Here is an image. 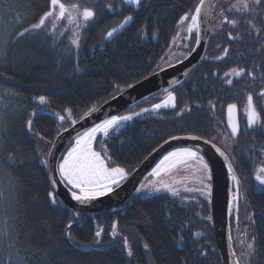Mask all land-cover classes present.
Instances as JSON below:
<instances>
[{
    "label": "trees",
    "instance_id": "1",
    "mask_svg": "<svg viewBox=\"0 0 264 264\" xmlns=\"http://www.w3.org/2000/svg\"><path fill=\"white\" fill-rule=\"evenodd\" d=\"M75 1L82 8H93L98 19L86 29L79 49L71 43L75 31L71 30L72 25L57 24L55 33L49 34L51 20L45 29L16 40L18 30L35 23L48 10L49 0H0V151L3 155L14 152L18 158L17 166L7 170L11 176L0 171V264H221L206 197L181 194L178 198L161 193L136 198L124 216L119 210H110L78 212L76 217L51 187L49 168L40 161L48 160L62 128L72 125L64 109L71 108L72 119L78 121L88 109L97 108L120 93L115 91L117 84L125 90L128 83L141 81L157 71L178 32L180 17L193 12L199 3L147 0L139 11H133L122 0ZM109 5L115 7L116 14H110ZM17 14L22 24L16 20ZM129 15L134 17L131 25L108 41L107 32ZM237 16L241 17L231 15ZM243 32L239 28L233 33L241 35L249 48L255 43V32L252 28L245 29V36ZM209 66L201 63L194 77L175 87L177 107L166 110L171 118L144 120L140 116L129 121L119 136H110L109 155L116 164L131 173L166 139L209 131L211 116L204 108L193 106L192 101L207 95L212 74L207 72ZM41 95L49 103L41 105L36 99ZM144 106L136 107L142 110ZM181 109L183 113L178 114ZM34 110L36 115L30 117ZM56 113L64 115L65 120H58ZM29 118L33 121L32 131L27 128ZM260 139L264 146V133ZM21 159L23 163L19 162ZM240 171L250 177L252 170ZM248 176L242 179L251 195L254 190ZM49 191L54 192L58 204L50 203ZM253 202L250 210L262 211L249 222L247 230L249 243L255 237V253L249 256L247 246L237 248L241 264H264V192L255 196ZM248 212L242 216L244 224L250 218ZM70 222L74 239L65 234ZM113 222L122 236L117 241L111 236ZM98 228L103 229L100 238L94 236ZM195 231L203 234L201 243L193 242ZM125 236L132 257L123 247ZM97 239L100 243H96ZM145 243L148 249L144 248Z\"/></svg>",
    "mask_w": 264,
    "mask_h": 264
},
{
    "label": "snow or ice",
    "instance_id": "2",
    "mask_svg": "<svg viewBox=\"0 0 264 264\" xmlns=\"http://www.w3.org/2000/svg\"><path fill=\"white\" fill-rule=\"evenodd\" d=\"M142 0H126V3L140 5ZM205 0H199V3L196 5L195 9L191 13H185L180 17L179 23L183 26L185 21H190L187 24V32L193 33L196 32L195 43L197 45L200 44V24H201V14L204 10ZM111 5L108 6L111 11ZM209 7H214V5H209ZM257 8H261L264 11V0H236L235 3L231 4L227 8V12L222 7L220 11L221 22L220 27L223 28L224 24L231 26V28H237L241 23L240 19L235 17L229 18L227 13H247L251 15H260L261 13L256 12ZM96 18V12L91 8L84 6L81 8V5L78 2L68 3L66 4L63 0H49V7L47 11H44L39 15L37 21L35 23H31L27 27H23L22 30H18L15 33L16 40L23 38L26 34H34L39 32L40 30L45 29L46 23L51 20V29L49 34H54L57 22L67 21L68 25H74L75 28L79 29L82 25L80 23L81 20L85 22L92 21ZM134 18L129 15L124 17L123 22L119 25V28H123L126 24L131 22ZM16 20L19 23H23L20 19L19 14L16 16ZM247 24L254 30H256L257 35H259L261 29H256V25L253 23V20L248 18L246 19ZM117 28L113 27L110 31L107 32V37H113L114 33L117 32ZM63 35V32L60 33ZM229 40H237L242 39L240 36H234L231 31L227 33ZM79 33L74 32L72 38V44L79 46ZM13 40V43L16 42ZM264 49L258 48L257 52H260ZM229 49L223 48L222 54L214 56V60H222L228 56ZM159 68V65L157 66ZM264 67V65H261ZM164 69H160L163 71ZM156 70H153V74H155ZM190 71V70H189ZM215 74V73H213ZM183 75L187 76L188 72H184ZM225 76H236L242 77L247 75L252 78V80L256 79V74L254 71L247 70L245 68H232L229 72L224 73ZM264 76V73H261ZM149 77H144V79H148ZM228 84H232L233 81L231 79L226 81ZM136 83H128L127 88H134ZM170 83L178 84L180 81L173 80ZM115 91L123 92L124 88L122 85L117 84L115 86ZM166 95L160 103H154L151 109L145 108L142 109L143 112L149 111H157L162 108H173L177 107V96L174 91H169L168 89H164ZM15 95V93H12ZM260 97H264V88H261L258 93ZM39 103L41 105H45L49 103L48 98L44 95L39 96ZM115 99V96H113ZM247 103L245 106V115L247 128L252 130H260L264 133V111L258 110L256 104L254 103L253 93L250 91L246 96ZM211 103V102H210ZM237 105L229 104L228 105V124L231 128V136H237L241 129L238 120L236 119ZM190 111V108L188 109ZM64 111L68 114V117L72 116V109L66 108ZM97 111V108L93 106L84 112V116H89L92 112ZM184 109H181V112L178 114H182ZM141 113H130L127 115H112L102 119L99 123H96L93 127L86 129L84 132H77L75 137V143L67 150L66 155H64L58 163L55 164L54 168L50 169L49 181L51 187L54 189L58 182L64 183L69 187V191L71 192V198L81 204L85 202L95 200L99 197L106 196L114 191L116 187H119L122 181H125L129 177V171L126 168L119 166L109 155V148L104 140L99 141L100 150L97 151L94 145L97 143L98 134L102 135V137L107 138L109 136L110 130L117 129L125 121H131L134 116H139ZM36 115L35 110L30 113V117ZM57 119L60 121L65 120V116L59 113H56ZM77 121L75 119L71 120V123L74 125ZM32 119L29 118L27 121V128L29 131H32ZM36 135H40L36 133ZM191 139H199V137H190ZM40 139H44L43 136H40ZM171 139H178V137H172ZM51 143V142H49ZM165 143H168L166 140ZM215 147V145H213ZM216 151L219 152L221 156H224V152H222L219 148H216ZM261 152H264V148H261ZM49 155L51 153L49 152ZM227 159V157H225ZM18 158L17 154L14 152H7L6 155L2 154L0 151V171H5L9 176H11V172L7 170L10 168H14L17 166ZM23 163L21 159L19 161ZM192 162V163H190ZM40 163L44 166L49 165V161L46 159H42ZM186 165L188 167H194L195 172H199L201 175L195 177L199 182L203 185V189H188L186 191H201L202 195L210 196V188L209 184L204 183L205 180L211 179V169L207 161H205L204 157L199 154L198 151L193 150L192 148H177L174 151L168 152L163 158L156 164L155 168L152 169L151 175L156 177H161L163 175H167L171 173L178 166ZM229 173L232 176L233 181L239 185V180L237 179L234 169L229 163L228 165ZM56 175L59 176V181L56 179ZM195 175V173H193ZM255 180L258 182L260 186H264V167H260L257 170V174L255 175ZM159 184L161 187L167 189L172 192L173 195H178V191L172 188L166 181L163 179L156 181L152 185V190L160 191L159 187H156V184ZM147 185L141 184L139 188L136 189L137 192H140L142 189H145ZM3 195V193H0ZM48 197L50 199V203L55 205L59 202L56 199V196L53 191L48 192ZM238 199V194L233 196V200ZM74 216L78 217L79 213L75 212ZM211 219V217H209ZM72 223L70 222L65 228V234L69 239H74L71 235ZM103 229L98 228L94 236L96 238H100L102 235ZM118 225L116 222L112 224V232L111 236L114 239L118 235ZM182 239V238H181ZM252 243L247 245L248 255H254V241L255 237L252 238ZM96 243H100L99 239L96 240ZM123 247L126 250L127 256L132 257L133 251L131 246L129 245L128 238L123 237ZM144 248L148 249L149 245L147 243L144 244ZM234 264H240V262L234 261Z\"/></svg>",
    "mask_w": 264,
    "mask_h": 264
},
{
    "label": "flooded vegetation",
    "instance_id": "3",
    "mask_svg": "<svg viewBox=\"0 0 264 264\" xmlns=\"http://www.w3.org/2000/svg\"><path fill=\"white\" fill-rule=\"evenodd\" d=\"M220 1L221 0H218L213 8L211 37L207 45L204 59L201 62V63L205 62L206 64L210 65L209 66L210 68H208L207 72L209 71L212 72V74L209 77L210 80L208 79L211 83L206 89L207 95L203 94L201 95V97H194L195 100H192L194 102L193 106H195L197 109L204 108L206 110L205 112L208 113L209 117L211 116L210 119L212 121H211V124L208 126L209 131L207 132L181 134V136L182 135H194V136L203 138L205 140H208L214 143L215 145L219 146L221 149H223L224 152L228 156L229 163H231L234 169V173L240 182L239 185H237L233 181L232 176L230 174L231 183H232L231 185L230 225H231L233 245L236 251V249L239 248L238 247V243H239L238 232L245 233L247 237V233H248L247 230L250 227L249 222L254 220V218L257 217V215H260L262 213V211L259 209L250 210V207L252 206L251 203H254L253 200L255 199V196L259 195V193L264 192V186H260L258 182L255 180V175L257 174V170L260 167H264V152H261V148H264V146L261 144L262 139H260L262 132L260 130H252V129L247 128L245 106L247 103V99H246L247 93L251 91L254 96V103L256 104L258 110L264 111V97H260L258 95L261 88H264V84L262 82V75H261L262 73L261 65L264 64V50L260 52L256 51V49L258 48L264 49V11H262L261 8H257L256 12H259L261 14L251 15V16L247 13H244V14L234 13V12L227 13L229 18H232L231 15L233 14L240 15L241 17L237 16L235 18L240 19L241 23L239 24L237 28H231V26L224 24L223 28H220L218 31L215 32L214 31L216 30L215 26L221 22V16L219 15L221 11L220 10L221 7L219 8V10L215 8L216 5L220 3ZM63 2H66V0H63ZM122 2L125 5L124 0H122ZM222 2H223L222 7L227 12V8L231 4L235 3L236 0H222ZM146 3H147V0H143L141 4L139 5L138 10H135L134 8L128 7L126 5L125 6L127 8L132 9L133 11H139L143 6L146 5ZM116 13H117V10L115 9V7L112 6L110 14L114 15ZM248 18L253 20V23L256 25V29H261L259 35H257L256 30L253 29L255 32V43L252 44L249 48L247 46L248 43L242 41L243 37L241 35L239 36L242 37V39H237V40H228V36H227V33L229 31H231L234 36H237L233 32H236L237 29L239 28L240 29L242 28V31H244L243 33L245 36L246 34L245 29L251 28L246 22V19ZM97 20L98 19L96 17L94 20L87 22L86 26H84L85 22L81 20L80 23L82 26L79 29L75 30L74 32H78L79 35L80 34L83 35L86 29L88 28V26L92 22L97 21ZM57 23L58 24L65 23V25H68L66 20L60 21ZM184 23H186V21ZM180 27H178V30ZM189 35H190V40H189V49L187 52V56L192 52V50L194 49L196 45L195 42L193 44V41L195 40L196 32L194 31L193 33H189ZM81 39H82V36H81ZM243 44L246 46V49H242L244 46ZM74 47L76 49L78 48L77 45H75ZM223 48L229 49L228 56L222 60H214L213 59L214 56L222 54ZM241 67L247 70H250V71H254L256 74V79L252 80V78L247 75H244L242 77L224 75V73L229 72L232 68H241ZM161 68L162 67H160L158 70H160ZM194 75H195V72L189 78L185 79L181 83L185 82L186 80L188 81L189 79H191V77H194ZM229 79L233 81L232 84H228L226 82ZM177 85L168 89V90L174 91L176 96H177V93H176L175 87ZM190 86L192 87L194 86V83L192 81L190 82ZM192 90L194 91V87L192 88ZM162 92L146 98L142 102L138 103V105L143 104L145 105L143 109L145 108L151 109L154 103H157L158 101L161 100ZM198 99L200 101H197ZM204 102H206L205 105H202ZM229 104L237 105L236 114L238 115L239 125L241 129L240 133L237 136H231V128L229 127V124H228V115H229L228 105ZM136 106L131 107L126 112H134V110H139L137 109ZM167 109H170V108H162L157 111H149V112L142 111V112H139L141 113L139 116H135L133 117V119L139 118L140 116H143L144 120L146 119H150V120L151 119H156V120L163 119L164 120L165 118H171L166 113ZM191 111H192V108H190L189 112ZM128 122L129 121H127L126 123ZM177 136H180V135H177ZM165 141H163L162 143H164ZM192 149L195 151H198L194 148ZM199 154L203 156L205 161H207L209 164V161L205 158V156L200 152ZM209 167L211 169L210 164H209ZM244 168L252 170L250 172L251 173L250 177L248 176L247 173L243 171L239 172L240 169H244ZM245 175L248 176L249 178L248 183H250V188L254 190L251 192V195L247 194L248 188L243 183L242 178ZM210 186H211V194H212V174H211ZM135 194L129 200H127L122 206L116 208L115 210H119V212H121L120 214L123 216L126 215V212H127L126 210H128L127 209L128 205H130V203H132L133 200H135L136 198H139V197H136ZM181 194H185V193H180L179 195H173V196L180 198ZM237 194H238V199L233 200V196ZM190 195H194V194H190ZM187 199L188 198H186V200ZM209 202H210L211 224L213 228V219H212V211H211V195L209 197ZM247 212L248 214H250V218L247 219V224L246 223L244 224L243 217L246 216ZM196 233L201 234L200 232L195 231L194 235ZM201 236L202 237L200 239H194L193 242L201 243L204 238L202 234ZM119 239H122V236L120 233L114 238V241H117ZM198 249L201 250V246H199Z\"/></svg>",
    "mask_w": 264,
    "mask_h": 264
},
{
    "label": "water",
    "instance_id": "4",
    "mask_svg": "<svg viewBox=\"0 0 264 264\" xmlns=\"http://www.w3.org/2000/svg\"><path fill=\"white\" fill-rule=\"evenodd\" d=\"M217 1L218 0H205L199 30L201 38L200 44H196L192 52L185 59L177 64L163 68V71L158 70L155 74L152 73L148 76V79H143L139 81V83H136L134 88H127L123 92L118 93L115 95V99L112 97L98 106L97 111L92 112L89 116H83L74 125L64 129L57 135L50 150L51 155L48 156L49 173L50 169L54 168L55 164L60 161L64 151L74 142L77 132L82 133L86 129L93 127L96 123H99L102 119L112 115L121 114L146 98L158 94L164 91V89L174 87L177 84H172L170 83L171 81L178 80L181 83L196 71L204 59L207 45L211 37L212 13L214 7H209V5L215 6ZM124 3L126 6L134 8L135 10L139 9V5L137 6L126 3V0H124ZM130 25L131 22L126 24L123 28H119L118 26V30L114 33L113 37H107L108 41H113ZM179 26H181L180 23H178V27ZM186 71L188 72L187 76L183 75ZM235 116L238 120V115L236 113ZM126 126L127 123H122L118 130L116 129L112 133V136L119 135ZM175 137H178V139L170 138L167 140L168 143H162L158 148L150 153L140 166L130 174L127 180H125L119 187H116L112 193L106 196L81 204L71 198L69 187L60 182H58L54 188L55 194L59 200L68 206L73 212L95 214L115 210L116 208L122 206L136 193V189L140 187L143 180L148 176L158 161L165 154L176 148H194L205 156L211 166V211L213 230L221 264H234V261H239V259L233 245L230 225L232 183L228 170V156L223 149L208 140L200 137L199 139L190 138L198 136L182 135ZM213 145H215V147H213ZM216 148H219L225 155L221 156L219 152L216 151ZM225 157H227V159H225ZM56 179L59 181L58 175H56ZM75 222H77V220ZM201 234L196 233L194 235V239H200L202 237Z\"/></svg>",
    "mask_w": 264,
    "mask_h": 264
},
{
    "label": "rangeland",
    "instance_id": "5",
    "mask_svg": "<svg viewBox=\"0 0 264 264\" xmlns=\"http://www.w3.org/2000/svg\"><path fill=\"white\" fill-rule=\"evenodd\" d=\"M73 2H76V1L75 0H68L65 3L68 4V3H73ZM222 6H223V2L221 0L220 3H218V5H216L215 8H217V10H219V8L220 7L222 8ZM221 8H220V10H221ZM216 15H217V13H216ZM189 22L190 21H186V23H184L183 26L179 28L177 34L172 39V41L170 43V46L167 49L165 55L163 56V58L160 61V67L167 68L169 66H172L174 64H177L178 62H180L181 60H183L184 58L187 57V52H188V49H189L190 35H189V33L187 32L186 29H187V24ZM215 27H216V30H214V31L216 32V31H218L221 28L220 27V23H218ZM2 28L3 27H2V24L0 22V30ZM73 29L74 30H77V28H75L74 25L72 26V31H73ZM80 35L82 36V39H81V36ZM80 35H79V37H80L79 40H81V41H79L78 49L82 45L83 38H84L82 34H80ZM73 45L74 44H72V46ZM169 91H171V90H169ZM165 95H166V93L163 91L161 93V100L158 101L157 103H160L163 100V98H164ZM140 111L142 112V110H134L135 113H139ZM134 112H123V113L118 114V115H127V114L134 113ZM70 119L72 120V117ZM125 122H127V121H125ZM125 122H122V123H125ZM68 127H70V126H68ZM68 127L62 128L61 131H63L64 129H66ZM113 130L115 131L116 129L110 130L109 136L107 138H104V137H102V135L98 134L97 143L94 145V147L96 148L97 151L100 150L99 141L100 140H104V142L107 144V141L110 139L111 134L114 132ZM74 143H75V140L64 151V153L62 154L61 158L64 155H66L67 150ZM107 146H108V144H107ZM190 163H192V162H190ZM151 172L148 174V176L141 183V184L147 185V187L145 189H142L140 192H137L136 191V194H135L136 197L147 198V197H152V196H155V195H158V194H161V193H169V194L173 195L172 192H170L167 189L161 187L158 183L156 184V187H159L160 188V191H154V190H152L153 183L156 182V181H159L161 179H163L164 181H166L172 188H174L175 190H177L179 194L180 193L194 194V195H199V196H202V197H206L208 199L210 197L208 195H202L201 194V191H186L185 190L186 188H188V189H203V185L199 182V180H197L195 178V177L200 176L201 174L199 172H195V168L194 167H188L186 165L178 166L171 173H169L167 175H163L161 177L153 176V175H151ZM193 173H195V175H193ZM130 174L131 173L129 172V176H130ZM123 182L124 181H122L121 184ZM204 183L210 185L211 179L210 180H205ZM68 187H70V186H68ZM210 193H211V188H210ZM238 240H239L238 247L240 248V250L246 248V246L249 244L245 233L238 232ZM243 260L244 261H247L245 257H243ZM243 264H245V263H243Z\"/></svg>",
    "mask_w": 264,
    "mask_h": 264
}]
</instances>
